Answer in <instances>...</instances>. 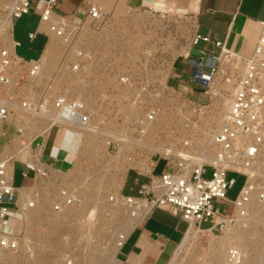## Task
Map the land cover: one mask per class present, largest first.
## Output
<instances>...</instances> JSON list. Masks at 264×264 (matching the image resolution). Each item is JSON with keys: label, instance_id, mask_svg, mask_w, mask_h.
<instances>
[{"label": "rangeland", "instance_id": "obj_1", "mask_svg": "<svg viewBox=\"0 0 264 264\" xmlns=\"http://www.w3.org/2000/svg\"><path fill=\"white\" fill-rule=\"evenodd\" d=\"M3 1L0 0V9ZM37 22L38 16L31 11L14 23V39L21 42L16 53L25 59L39 55L45 43L41 36L34 42L27 37ZM193 33L194 26L183 16L131 12L104 21L91 20L66 43L54 44L52 39L50 59L33 82L32 90L36 94L80 98L89 107L93 133L79 126L60 125L50 134L56 155L53 163L62 172L60 184L77 190L81 203L61 212L52 211L56 192L53 185L27 214L21 249L3 255V264H117L116 254L114 259L103 256L106 242L112 239L113 248L130 220L127 206L114 200L117 185L124 183L129 172L136 173L141 163L156 161L162 155V146L176 145L183 136L196 138L198 131L212 130L220 123L225 113L223 102L229 100L232 89V83H223L222 78L227 72H236L235 67L240 68L239 60L222 64L215 93L202 96L210 105L206 117L209 125L201 129L186 127L187 119L194 121V115L184 102V95L179 93V85L172 83L170 77L174 64L191 49L193 55H199L198 49L191 46ZM8 34L11 35L5 34L4 39L10 47ZM75 65L79 68L74 69ZM125 76L130 77L128 83L123 82ZM152 108L158 110V116L143 135L137 119ZM10 120L17 122L14 118ZM49 127L42 131L45 136ZM124 134L130 140L121 144L122 149L117 153V149L108 146V140ZM25 159L24 153L15 163L17 186L25 184L22 177ZM162 168L163 162L156 172ZM228 178L234 181L228 197L235 199L244 177L229 173ZM225 207V215H229L232 205ZM239 224L230 228L231 232L205 231L195 239L179 243L167 264H213L219 242L228 235L237 236L240 229L258 234H251L253 241L258 248H264L263 225L254 224L246 229ZM231 248L240 252L236 264H243V250L233 244L226 246V264L234 263L228 258ZM246 252L253 253L252 249Z\"/></svg>", "mask_w": 264, "mask_h": 264}, {"label": "built area", "instance_id": "obj_2", "mask_svg": "<svg viewBox=\"0 0 264 264\" xmlns=\"http://www.w3.org/2000/svg\"><path fill=\"white\" fill-rule=\"evenodd\" d=\"M58 1L4 0L0 9V142L5 148L0 156V224L7 223L11 217L21 221L18 228L9 225L0 229L2 256L21 249L27 214L53 185L56 192L52 211L61 212L81 203L77 190L60 184L62 172L56 168L54 159H44L47 136L42 131L47 126H50L48 134L60 125L88 127L92 124L89 107L84 100L65 94H36L32 84L41 74V57L52 39L54 44L66 43L87 22L104 21L109 16L93 5L86 20L75 23L57 13ZM31 11L38 15L39 23L36 31L28 33V39L33 41L39 33L47 39L39 56L25 59L15 51L21 42L14 39L12 32L15 21ZM261 25V34L250 57H242L230 50L226 39L210 33H193L191 46L198 49L199 55L190 51L187 54L188 78L179 86V93L184 95V102L197 122L187 119L186 127L201 129L209 125L206 117L210 105L202 96L215 93L222 64L239 60L240 68L235 67L236 72H227L222 78L225 79L223 83H232L223 120L212 130L198 131L196 138L183 136L176 145L162 146V155L156 161L138 166L137 175H145L148 180L139 183L136 179L137 194L127 195L120 190L115 199L112 197L127 206L128 216L137 219V224L153 209L161 208L179 215L188 222L189 228L215 234L247 219L253 200L264 205V21ZM6 29L11 32L10 47L2 36ZM73 67L79 68L78 65ZM129 78L122 77L123 82L128 83ZM157 116L158 110L152 108L138 117L137 124L143 135L147 134ZM10 118L17 119V122ZM201 134L206 137L201 138ZM129 140L130 137L124 134L117 139L110 137L107 144L120 153L121 144ZM164 147L173 151L168 153ZM24 153L22 176L28 182L18 187L13 182L12 165ZM161 162L163 168L156 172ZM229 173L244 177L235 199L228 197L234 185V181L228 178ZM227 204L232 205L229 215H225ZM127 235L120 233L119 247ZM228 258L236 262L240 259V252L231 248Z\"/></svg>", "mask_w": 264, "mask_h": 264}, {"label": "crops", "instance_id": "obj_3", "mask_svg": "<svg viewBox=\"0 0 264 264\" xmlns=\"http://www.w3.org/2000/svg\"><path fill=\"white\" fill-rule=\"evenodd\" d=\"M93 5L105 11L109 17H123L131 12L146 14L162 12L183 16L192 23L194 32L210 33L219 39H226L228 48L242 57H250L253 54L262 31L261 22L264 21V0H59L56 11L72 22L82 23L86 20L88 11ZM32 13L37 15L33 11ZM38 23L39 17L36 27L29 32L36 31ZM40 36L46 42V36L41 33L31 42ZM43 49L44 45L39 55ZM186 56L187 54L174 64L170 77V81L179 86L188 78V69L185 65ZM51 132L47 133L43 151V157L46 160H51L56 156L51 147L54 141L50 135ZM2 145L3 143L0 142V156L5 150ZM15 163L12 165L13 182ZM29 174L31 176L32 172ZM23 179L26 184L28 179L24 177ZM136 179L139 183H146L148 180L145 175L138 176L135 172H129L122 184L123 187L121 186L124 194H137ZM20 186L23 185H18ZM137 222L118 248L115 256L118 264H167L169 255L182 242L189 229L187 221L161 208L153 209L142 221L138 224ZM20 224V219L11 217L7 223L0 224V229L10 227L9 225L18 228ZM0 264H3L1 254Z\"/></svg>", "mask_w": 264, "mask_h": 264}, {"label": "bare ground", "instance_id": "obj_4", "mask_svg": "<svg viewBox=\"0 0 264 264\" xmlns=\"http://www.w3.org/2000/svg\"><path fill=\"white\" fill-rule=\"evenodd\" d=\"M9 28H11V24L10 23H9ZM7 33H8V29H6V30L3 31L2 36H3V40H4L5 44L7 46H9V44L7 43V41H5V39H4V36ZM9 33H11L10 32V29H9ZM8 38H11V35H9ZM51 44L52 43H50L48 45V47L46 48L45 53H44V55H43V57L41 59L42 65L47 64L48 61H49V59H50V56H51V46H52ZM228 103H229V100L228 99H225V101L223 102V105H224L223 108L224 109H222V111L225 112L227 110ZM222 111H220V112H222ZM224 114L225 113H223V117L221 118V121L224 118ZM216 120H217V118H216ZM94 128L95 127L93 125H91V124L88 127H82L81 128V126H80V129H84V130L86 129L88 131V133H93L95 131ZM202 143H205V142H202ZM164 151H166V152L169 153V152H172L173 150L171 148L164 147ZM122 184L123 183L121 182V184L117 185V188L115 190L116 191L115 195L118 196L120 194L119 189L122 186ZM263 210H264V205L261 204L260 202H257L255 200H253L250 203V205H249V211H250V214L251 215L247 219H244L242 222H240L241 224H239V225L245 226L246 229H249L250 226H255L254 224H259V225H263L264 226ZM129 219L130 220L128 221V227L123 230V231H125V233L126 232L129 233L132 230V228L134 227V225H136L135 222L137 221V219H135V218H129ZM235 226L236 225L229 226L224 232L230 231L229 229L232 228V227H235ZM240 230H239L240 232L236 233L237 236L235 235L233 237V236L228 235L227 238H225L222 241H220L219 244L217 243L218 246H217V248L215 249V251L213 253V264H226V253L225 252H226V246H227V244H233L234 246L236 245V246H238V248H240L241 250H243V255H244L243 262H242L243 264H264V262H263L264 261V248H261V249L258 248L257 242L256 241H253V238L251 236V234L254 235V236H257L258 234H255V233H245L244 232L245 229H240ZM204 232L205 231H200V230H198V229H196L194 227H190L187 230V233L185 234L182 242H187V241H190L192 239H195L198 236V234L204 233ZM108 241L106 242V244L104 246L105 249L103 248L104 249L103 256L106 257V258H108L110 256L112 259H114V256L117 253L118 248H119L120 240L118 239V240L114 241L113 248L111 247V244H110V242L112 241V239L109 242ZM110 248H112V249H110ZM250 249H252V251H253L252 254H249L248 252H246L247 250H250ZM109 262H111V261H109ZM109 264H112V263H109ZM117 264H118V262H117ZM232 264H236V262H234Z\"/></svg>", "mask_w": 264, "mask_h": 264}]
</instances>
